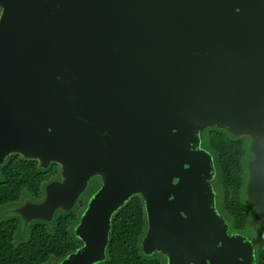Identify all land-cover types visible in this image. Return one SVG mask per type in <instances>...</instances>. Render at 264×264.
Returning a JSON list of instances; mask_svg holds the SVG:
<instances>
[{
    "label": "water",
    "instance_id": "95a60500",
    "mask_svg": "<svg viewBox=\"0 0 264 264\" xmlns=\"http://www.w3.org/2000/svg\"><path fill=\"white\" fill-rule=\"evenodd\" d=\"M249 139L246 197L264 228V0H0V174L12 156L58 174L12 216L52 223L92 182L60 264H101L142 201L146 255L256 264L218 208L202 133Z\"/></svg>",
    "mask_w": 264,
    "mask_h": 264
},
{
    "label": "trees",
    "instance_id": "16d2710c",
    "mask_svg": "<svg viewBox=\"0 0 264 264\" xmlns=\"http://www.w3.org/2000/svg\"><path fill=\"white\" fill-rule=\"evenodd\" d=\"M202 138L203 147L213 154L217 166L218 208L229 219L231 232L254 238L256 262L264 264V228L256 223L253 205L246 197V164L252 158L249 139L213 128L205 130ZM57 174V165L43 170L37 162L25 161L17 155L1 168L0 210L7 213L2 214L0 221V264H60L80 246L73 229L88 197L99 187L98 180L91 183L73 211H59L52 224L45 221L27 224L12 216V208L26 198L40 202L45 185ZM145 231L142 201L135 197L115 215L107 259L101 264H162L161 255L148 257L142 251Z\"/></svg>",
    "mask_w": 264,
    "mask_h": 264
},
{
    "label": "flooded vegetation",
    "instance_id": "af4514ba",
    "mask_svg": "<svg viewBox=\"0 0 264 264\" xmlns=\"http://www.w3.org/2000/svg\"><path fill=\"white\" fill-rule=\"evenodd\" d=\"M96 190H97V189H96ZM96 190H95V191H96ZM95 191H94V192H95ZM94 192H93V193H94ZM93 193H92V194H93ZM92 194H91V195H92ZM91 195H90V196H91ZM90 196H89V197H90ZM89 197H88V199H89ZM26 200H28V199L26 198ZM28 201H30V200H28ZM24 223H27V224L29 223V224H31L32 222H31V223H30V222H24ZM52 223H53V222H52ZM52 223H49V224H52ZM21 224L24 225L22 222H21ZM21 231H23V230H21ZM232 233H237V232H232ZM110 235H111V234H110ZM142 240H143V239H142ZM109 241H110V236H109V240H108V245H109ZM141 245H142V241H141ZM80 246H81V245H80ZM80 246H78V248H77L73 253H75V252L80 248ZM107 247H108V246H107ZM142 251H143V249H142ZM73 253H71V254H73ZM71 254H69V255H71ZM105 254H106V259H107V249L105 250ZM69 255H68V256H69ZM145 255H146V254H145ZM146 256H148V257H152V255H146ZM105 261H106V260H105ZM160 261H161L162 264H169V262H168V260H167V258H166L165 256H162V258L160 259ZM256 264H257V262H256Z\"/></svg>",
    "mask_w": 264,
    "mask_h": 264
},
{
    "label": "rangeland",
    "instance_id": "374dc122",
    "mask_svg": "<svg viewBox=\"0 0 264 264\" xmlns=\"http://www.w3.org/2000/svg\"><path fill=\"white\" fill-rule=\"evenodd\" d=\"M23 199H24V197H23ZM3 210H4V209H1V210H0V221H1V220L3 219V217H4L2 214H5V215H6V213H7L5 210H4V211H3ZM2 212H3V213H2Z\"/></svg>",
    "mask_w": 264,
    "mask_h": 264
}]
</instances>
